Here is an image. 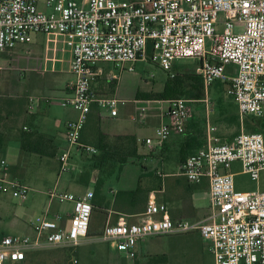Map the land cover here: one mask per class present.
Here are the masks:
<instances>
[{"label": "built area", "instance_id": "built-area-1", "mask_svg": "<svg viewBox=\"0 0 264 264\" xmlns=\"http://www.w3.org/2000/svg\"><path fill=\"white\" fill-rule=\"evenodd\" d=\"M49 10L34 0H0V55L31 40L36 32L61 35L71 55L70 91L61 98L78 111L67 122V149L58 154V173H82L74 156L91 157L98 148L84 142L81 132L93 106L108 116L118 114L122 101L115 96L98 97L92 83L103 70L99 62L133 70L136 61L157 64L170 77L180 58L196 59L195 72L204 83L206 141L189 153L179 167L190 184L208 185V214L201 218H171L164 202L148 200L135 220L118 215L107 220L98 236L129 259L138 254V243L148 236L197 232L208 242L210 264H264V188L241 191L235 188L231 163L258 180L264 170V134L241 129L222 140L209 122L214 105L207 90L216 80L226 81V94L237 106L242 120L264 115V0H44ZM234 70L228 73L227 66ZM114 80V78H110ZM49 97H28L27 112L37 111ZM190 100H168V109L155 128V137L139 139L152 148L172 135L183 133L193 115ZM146 107L135 109L133 119H142ZM26 129V127H23ZM71 147L74 148L72 154ZM5 160L0 159V194L24 200L28 186L6 177ZM162 176L161 172H157ZM48 197L72 202L68 226L58 216L41 214L29 221L33 233L0 237V264H21L28 250L46 246L75 247L88 235L93 189L83 194L47 191ZM67 264H79L76 257Z\"/></svg>", "mask_w": 264, "mask_h": 264}, {"label": "rangeland", "instance_id": "rangeland-1", "mask_svg": "<svg viewBox=\"0 0 264 264\" xmlns=\"http://www.w3.org/2000/svg\"><path fill=\"white\" fill-rule=\"evenodd\" d=\"M40 55L42 56V54ZM13 63L8 56H0V131L3 129V134L5 135L3 137L4 143L0 149V157L5 160L6 177L21 178L28 185V192L24 200H20L9 194H0V237L5 234L31 235L29 221L41 215L49 204L52 210L59 209L63 210L64 213L70 212L72 203L57 199L50 200L47 195V191L50 188L56 187L60 190V187L56 185L59 178L62 180L64 177H70L75 182H81L85 185L89 184V182H85L87 176L88 178L94 177V182L98 178H101V191L107 198H111L113 192L119 189L118 177L120 173L126 181L134 183V185L138 181H141L142 184L152 182L155 186L154 188L159 191L162 179L155 175L156 170L160 168L161 172L164 171L165 173L177 172L178 167L184 159H180V146L185 139V133L173 137L169 141L170 143H168L171 147L164 146L157 153V156H153V148L151 146L136 139L138 156L130 158L126 164L122 165V172H120L121 168L118 169L119 166L116 165L115 171L110 174L94 169L91 166L89 158L85 155L77 154L74 156V160L82 167L83 172L60 175L58 173L57 157L59 153L67 149L65 141V144L59 141L60 144L55 150L56 153L54 152L51 155L37 157L28 153L20 158V142L14 135H9L8 130L16 133L23 123L29 129L33 124L36 129L52 135L56 140L67 122L77 118L78 111L70 104L63 106L61 102L55 100L57 93L50 90L52 89L50 86L65 87L68 82H71L73 77L69 72L64 71L51 76L44 88L33 91L28 86L27 77L23 79V71L20 68H15ZM176 63L180 65L179 71L190 72L195 70L197 66L196 59L192 57L180 58ZM98 64L102 68L103 73L95 78L92 83L96 95L98 97L115 96L122 101L119 109L130 110L132 115L134 114V109L140 106L146 107V112L148 108L157 105L163 106L166 109L169 105L168 100L174 97L170 96L166 100H147L145 99L147 97L141 96L139 99L136 97L138 90L150 94L161 91L165 80L169 76L167 72L163 71L153 62L136 61L133 63L134 68L132 71H128L126 68L122 69V67L116 66L113 63L99 62ZM233 70L234 67L232 65L227 66L228 73H231ZM5 73L7 76L9 75L10 83L3 77ZM110 78H114L116 81ZM225 82L222 80L214 81L208 86L207 90L215 109L209 114V122L216 127L218 135L222 140L231 138L241 129L251 130L244 123V119L237 118V106L232 98L226 94L227 83ZM42 94L51 96L50 107L49 110L46 109L39 112L36 115V121H33L32 117L30 118L32 114L27 112L28 97L30 95L38 97ZM190 104L192 110L195 111V120L200 126V130H202L203 120H206L205 105L201 99L195 102L192 101ZM98 111L103 114L106 112L104 108L97 109L95 106L91 108L82 133V140L84 142L94 144L99 130L102 131V129H107L116 124L113 120L103 122L98 115ZM126 119L128 123L133 122L132 118ZM262 121H264V116L262 117ZM106 134L108 139L112 140L119 133L111 131V133ZM139 134L140 138L146 136L154 138L155 129L141 130ZM71 150L72 154H74L73 147H71ZM229 170L233 173V180L237 190L250 191L264 188V170L261 172L258 180H254L244 173L238 162L231 163ZM182 180L185 182H180L177 186L178 196L183 194L185 200H191V192L195 190L194 187L200 186L204 192H208V186L205 182L190 184L186 182L184 177ZM94 184H90L92 189L94 188ZM158 191L155 193L157 196L164 194ZM94 202L98 203V201ZM207 203L208 200L205 199L203 204L205 206L204 209L198 214L187 216V218L206 216L208 214ZM103 218L102 223L104 225L106 215ZM207 245L208 242L203 240L196 232L148 236L138 243L139 252L137 256L134 259H129L123 252L118 253L112 250L109 242L106 240L100 237H92L83 246V250H81L83 255L81 264H210L212 257ZM74 250L72 248L69 250V253L63 252L64 255L62 257L59 256L51 264H67L70 258L77 256ZM43 264H47V262L44 260Z\"/></svg>", "mask_w": 264, "mask_h": 264}, {"label": "crops", "instance_id": "crops-1", "mask_svg": "<svg viewBox=\"0 0 264 264\" xmlns=\"http://www.w3.org/2000/svg\"><path fill=\"white\" fill-rule=\"evenodd\" d=\"M34 1L36 2V5L38 8L42 10H49V8L45 5L44 0H34ZM40 54H42V56ZM0 56H8L10 60L14 62L13 64L15 68H18V69L20 68L23 71L22 72L23 79L27 77L28 86L33 91H36V90L38 91L44 88L45 84L47 83V81L50 80L51 76H54L64 71L70 73L69 71L70 70V59H71L70 51L68 47L66 46L63 37L54 32L33 33L31 35V40L29 42L18 44L14 48L8 50L7 52H4ZM3 77L5 78L7 82L10 83L9 75L7 76L5 73V75L3 74ZM72 82L73 80L71 82H68L65 87L50 86V88H52L50 89L51 92L57 93L56 94L57 97L55 98V100L60 102L61 98L65 97V95L70 91L69 85ZM42 96L49 97L50 101L48 103H44L43 100H41L38 105L37 111H34L33 113H29V114H32L30 115V118L32 117L33 121L34 120L36 121V118H37L36 115H38L39 112L45 111L46 109L49 110V107H50L49 105L51 103V96L47 94L39 95V97H42ZM167 109L168 107L165 109L163 106H160V105L152 106L148 108L147 112L145 113V116L140 120L139 119L134 120L133 115L131 114L130 110H122V109H119L118 114L113 117L108 116L107 112L103 114L102 112L98 111V115L100 116L103 122L108 121V120H113L116 122V124H113L107 129L101 128L104 133H111V131L112 132L115 131L116 133H123V132L133 133L136 135V138L139 141V139L142 140L146 137H149V136H146L144 138H140L139 132L141 130L147 131L150 128L155 129L156 126H158L161 120L163 119V113L166 112ZM134 112H135V109H134ZM126 118H132L131 120L133 122L128 123ZM193 118H195L194 110H193L192 117L188 119L185 123L186 135L193 136L197 134V128L195 124L196 122H195V119ZM24 126L26 127V129L23 128ZM21 129L27 130L29 129V127L25 123H23L21 128L17 130L20 131ZM30 129H36V127H34V125L32 124ZM64 129L62 133L58 135L56 140L54 139L52 135L48 134L52 136V139H53V142L56 148H58V145L60 144L59 141L65 144L64 137H63ZM8 131L10 133L9 135L15 134V132H11L10 130ZM0 132L4 133L3 129H1ZM215 133L218 135L217 129ZM175 136H178V135H172L168 139L163 141L158 147H154L153 156H157L158 155L157 153L164 146L171 147L168 143H170L169 141H171V139ZM203 137H204V132H203ZM204 140L206 141V137L205 139L203 138V143L201 145L205 143ZM25 154H28V153H22L20 149V158L24 156ZM31 154L32 156L43 157V155L41 154H37V153H31ZM143 159H145V157H143ZM179 167H178L177 172H166L165 173L164 171L161 172L160 168L156 170L155 175L159 176L157 172L162 173V176H159L162 179V184L160 185L159 191L154 188L155 186L152 184V182L142 184L141 181H138V183L134 185V183H130L126 181L125 178L120 173L122 172V169H123L122 167L121 171L119 172L120 175L118 177L119 189L113 192V195L111 198H107L100 188V192H99L100 198L98 199L101 203L100 207L102 208V210L105 212V215H106L105 222L107 220L116 219V217L120 214L126 215L128 218L133 219V220L137 219L139 215L143 212L149 199L154 200L156 202H164L167 205L168 214L171 218H187V216L189 215L200 213L202 209H204L205 207L203 205L205 202V199L208 200V192H204L202 189H195L193 192H191V200H185L183 198V194L178 196L177 186L180 184V182L182 183L185 182L182 180L183 176L180 175ZM12 178H15L18 181H20L22 184H25L21 178H16V177H12ZM94 180H95L94 177L89 178V181H88L89 184L85 185L84 183H81V182H75V180H72V178L70 177H64L62 180H60L59 178L56 182V185L60 187V190L73 192L77 195H81L87 189H92V186L90 184L94 183ZM149 180L152 181V179L150 178ZM139 186L141 189L148 191V192H146V194L144 193H142L141 195L138 194L136 198L135 189ZM129 191H133V192L130 193ZM157 191L164 193V194L157 196L155 194L157 193ZM49 205L46 206V209H44L45 211H43L41 214L49 215L51 217L58 216L59 224L61 226H68L72 209L70 212L64 213L63 210H59V209L52 210ZM191 219H194V218H191ZM94 221H96L94 222V225L98 226L100 223H102V218L100 219V217L98 216L94 218ZM32 233H33V230L30 227V234ZM92 237H98V236H93V235L88 234L86 237L80 238L79 244L76 245L75 247H71L67 245H60V246H55V247L46 246V247H43L37 250H28L26 252L25 259L22 263L23 264H43V261L45 260L47 264H51L59 256L62 257L65 252L69 253L68 250L70 247L71 249L72 248L75 249L74 251L77 254L76 257L79 261V264H81V260H82L81 258L83 256L81 250H83L82 249L83 246ZM109 245L112 250L117 251L110 243ZM117 252L119 253V251Z\"/></svg>", "mask_w": 264, "mask_h": 264}, {"label": "trees", "instance_id": "trees-1", "mask_svg": "<svg viewBox=\"0 0 264 264\" xmlns=\"http://www.w3.org/2000/svg\"><path fill=\"white\" fill-rule=\"evenodd\" d=\"M173 70H174V76L167 77V79L165 80L162 86L161 91H158L154 94H150L143 92L142 90H138L136 92V97L138 99L141 96L147 97L145 98L147 100L148 99L166 100L170 96H174L173 98L183 97L189 99L191 102L198 101L199 99H202L204 97L205 95L204 83L201 76L198 73H196L195 70H192L190 72L179 71L180 65H178L177 63H174ZM114 81H116V79H114ZM263 116L260 117L248 116L244 118V123L247 126H249L251 130H259L262 131L263 133L264 131V121H262ZM237 118L239 119L238 113H237ZM195 122L197 128L196 135L193 136L186 135L184 128L183 133H185V139L183 140L180 146V159L182 158L185 159V157L189 153L193 152L194 149H197L198 147L202 146L201 144L203 143V138L205 139L206 137V133H205L206 120L205 119L203 120L202 130H200V126L198 125L196 120ZM203 132H204V137H203ZM82 133L83 130L81 132V139H82ZM14 135L20 141V149L22 153H37L43 156H47L56 152L55 150L57 148L53 142L52 136L46 133L40 132L36 129H27V130L21 129L20 131L16 132ZM4 136L5 135L2 132H0V149L2 148V145L4 143V138H3ZM136 139L137 138L135 134L123 132L117 134L112 140H109L107 134L99 130L95 138V143L93 144L98 148L99 153L97 155L87 158H89L91 162V166L94 169H98L101 170L102 172L110 174L113 171H115L114 168L116 165H118L119 166L118 169H120L121 166L126 164L130 158H134L138 156ZM88 180L89 178L87 176L85 178V182L87 183ZM203 182L207 184L206 181ZM94 183L95 184L93 188L92 213L89 223L90 230H88V234L93 236H99L105 224L103 225V223H100L98 226H96L94 225V222L96 221L92 222V218L94 220V218L99 216L100 219L102 218V221L104 220L103 216L105 215V212L100 207L101 206L100 201L98 200V198H100L99 192L102 186V179L98 178ZM194 189H201V188L200 186H198V187H194ZM129 192L132 193L133 191H129ZM146 192L148 191L141 189L139 186L135 189V197L138 194L139 195H141L142 193L146 194ZM94 201H98V203ZM70 249L71 248L69 247V250Z\"/></svg>", "mask_w": 264, "mask_h": 264}]
</instances>
